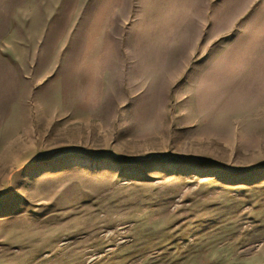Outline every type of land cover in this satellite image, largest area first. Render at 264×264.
Returning a JSON list of instances; mask_svg holds the SVG:
<instances>
[{"label":"rangeland","instance_id":"rangeland-1","mask_svg":"<svg viewBox=\"0 0 264 264\" xmlns=\"http://www.w3.org/2000/svg\"><path fill=\"white\" fill-rule=\"evenodd\" d=\"M0 264H264V0H0Z\"/></svg>","mask_w":264,"mask_h":264}]
</instances>
